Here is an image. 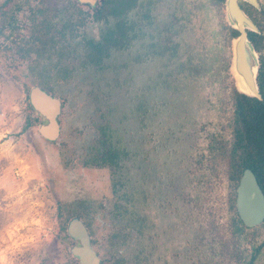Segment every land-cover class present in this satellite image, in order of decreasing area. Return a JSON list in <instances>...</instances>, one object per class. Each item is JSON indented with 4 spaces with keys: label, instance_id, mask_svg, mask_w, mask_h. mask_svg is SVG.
<instances>
[{
    "label": "rangeland",
    "instance_id": "374dc122",
    "mask_svg": "<svg viewBox=\"0 0 264 264\" xmlns=\"http://www.w3.org/2000/svg\"><path fill=\"white\" fill-rule=\"evenodd\" d=\"M155 1V24L177 22L173 38L181 43L180 59L191 61L173 79L179 90L164 93L158 114L140 123L134 113L142 98L138 90L161 70L159 62H141L144 43L137 41L103 67L80 69L67 77L72 84L57 88L65 106L62 136L55 144L40 137L37 124L24 129L29 117L32 121L29 91L37 80L16 47L30 35L28 13L46 9L55 23L72 15L77 22L84 18L80 38L98 39L101 26L92 10L75 0H28L20 6L15 0L0 11V264H76L68 250L74 241L66 238L68 211L93 225L105 264H115L118 254L126 256L123 264H246L264 242V227L234 234L227 203L234 185L227 157L214 148L232 142L237 88L233 41L221 36L223 10L210 0ZM14 12L17 29L12 32ZM123 64L128 69L119 71ZM160 96L146 94L148 106ZM107 125L136 156L129 162L134 172L115 181L108 169L83 163L86 148ZM160 176L173 185L165 202L150 196ZM115 182L132 198L120 201L127 211L121 226L137 229L134 213L148 218L144 241L132 238L119 251L109 238L108 220L91 207L96 201L107 206L119 201ZM234 242L243 256L237 261L227 254ZM142 251L137 262L135 255ZM256 264H264V253Z\"/></svg>",
    "mask_w": 264,
    "mask_h": 264
},
{
    "label": "flooded vegetation",
    "instance_id": "af4514ba",
    "mask_svg": "<svg viewBox=\"0 0 264 264\" xmlns=\"http://www.w3.org/2000/svg\"><path fill=\"white\" fill-rule=\"evenodd\" d=\"M210 1L218 8L217 10H223L224 19L221 26V36L225 40L234 41L241 35V31L236 29L230 22L228 15V0ZM236 1L240 10L251 20L255 27V29L246 28L245 31L249 42L258 55L259 70L257 80H259V74L262 66L264 65V0H254L253 2L249 0ZM75 2L80 6H88L92 10L91 17L101 26L100 36L98 39L89 38L87 36L80 38V25L82 24V21L84 22V18L81 22H77L75 16L72 15L63 18L59 23H55L53 18H51L50 15H47L48 10H43L42 8L39 10V8H37L36 11L35 9L30 11L27 16L30 35L23 37L21 42L16 46L17 52L27 58L26 62L28 63V71L32 73L33 76L35 75L37 79L35 80L34 78V86L40 87L47 94L60 101L61 107L60 114L58 116V137L55 140H49L38 131L40 137L45 142L50 144L57 143L62 136L61 117L65 106V98H63L62 94L57 91V88L60 86L63 87L61 83H64L65 85L72 84L74 81L67 80V77L71 78V75L79 72L80 69L87 71L101 68L115 53L125 54L129 48H131L133 43L142 41L144 43V53L141 62H159L158 65L161 70L158 76L150 80L145 87L143 86L138 90V93H140L142 98H140L137 105H135L134 113L137 118H139L140 123L145 125L147 120L152 116L157 115L160 108L165 105L163 101L164 93L169 94L170 90L174 92L179 90L178 84H174L173 79L176 75H179V71L182 68L186 69L187 67H190L187 65L191 64V61L188 59H180L181 43L175 41L173 38V35L176 32L177 22L168 19L162 21L163 23L161 24H155V17L152 14L153 5L156 2L155 0H128L129 6L126 7L125 11H118L119 9L114 11L115 2L113 0L110 2H108V0H101V2H99V0H75ZM15 3L20 6V4H27L28 0H24V2L16 0ZM77 13L87 16V14L83 13L82 10H79ZM13 17L14 20L10 23L11 29L13 28L11 30L12 32L17 29V26L15 25V12L13 13ZM120 26H124V29L119 30ZM2 32H4L3 29H0V34H2ZM233 49L234 47L232 48V51ZM135 61L138 62L137 59H135ZM133 62L134 61H131V63ZM123 68L128 69V64H123L122 66L120 65L118 70L121 71ZM190 71L192 72V70ZM116 78L117 80H115L114 83H120L119 78ZM236 90L240 93L237 88ZM174 92H172V94ZM149 93H158L161 95L157 100H153V104L151 106H148L147 99L145 98V95ZM258 100H262V98ZM30 107L31 106L29 104V108ZM30 114L32 117L31 122L33 124H37L39 127L42 124V118L34 113L32 107ZM98 134V138L86 148L85 156L87 159L83 161L84 166L88 168L94 167L97 169H108L111 172L114 181L117 178L120 180V177L122 178L125 175L130 176L129 174L131 172L133 173L134 169L130 168L131 164H129V162H131L133 158H136L130 148L117 142L115 130L110 125L101 126L98 129ZM217 146L218 145L215 147ZM158 179L161 180H157L159 182H157V185L154 190H152L150 196L152 198L156 197V200L159 202L168 201L170 196L169 192L172 190L173 185L171 186V183H168L169 180L167 179L169 178L160 176ZM240 180L236 187L234 207L237 216L235 214L231 215V217H238L240 220V222L236 223L238 229H235L234 222H231L235 235L242 234L244 230H254L259 227H264V222L258 226L247 227L241 220L236 207L237 188ZM119 185L120 182H115L114 184V192L117 194L119 201L115 202L113 205L110 203L108 206L103 201H96L95 203L92 202L91 206L92 209L96 211V215L101 212L104 220H108L111 225L109 238L113 243V248H117L118 251L119 246H130L132 238H136L137 240H141L143 242L145 239V227L148 222L147 216L141 213L144 215L145 221L140 230L136 224L137 229L133 228L128 230L125 228L129 232L112 237L113 231L117 230L116 224L119 225V228H124L121 226V219L125 216L124 214L120 220L118 217V220L113 218L114 216L111 212L114 209V205L116 206L119 204L122 209H124V204L120 201H122L123 198L125 201H130L132 199H130V195L127 191H124L123 194L120 192V189L118 188ZM230 209L231 208L228 204V210L232 213L233 209ZM124 212L126 213L127 211ZM138 214L139 213L133 214L134 220ZM74 219H80L83 221L89 231L91 243L100 259V264H105V261L101 258L99 249L96 247L97 240L94 238L95 230L93 225L87 223L83 217H74L69 221L68 226ZM67 228L66 236L67 238H70L67 234ZM235 238H233V240H235ZM234 243L232 254L230 253V250L227 254L230 256L229 258H233L237 261L243 256L238 248H236V246H238V242ZM263 253L264 242L255 247L253 253L247 259L246 264H256V261ZM141 255H143V251L138 252L135 255V260L137 262L140 261L139 256ZM125 259L126 256L124 254H118L115 264H123ZM74 261L78 264L75 259Z\"/></svg>",
    "mask_w": 264,
    "mask_h": 264
},
{
    "label": "water",
    "instance_id": "95a60500",
    "mask_svg": "<svg viewBox=\"0 0 264 264\" xmlns=\"http://www.w3.org/2000/svg\"><path fill=\"white\" fill-rule=\"evenodd\" d=\"M228 15L232 25L241 31V35L233 41L232 70L242 85V88L236 85L237 89L247 96L261 99L257 80L259 59L245 31L246 28L255 29V27L240 10L236 0H228ZM29 104L34 113L43 120L38 131L47 139L55 140L59 132L60 101L40 87L33 86L29 93ZM236 207L247 227L258 226L264 222V193L251 169H246L241 177L237 188ZM67 234L74 241V245L69 247V253L78 264H100L89 231L82 220H72L67 228Z\"/></svg>",
    "mask_w": 264,
    "mask_h": 264
},
{
    "label": "trees",
    "instance_id": "16d2710c",
    "mask_svg": "<svg viewBox=\"0 0 264 264\" xmlns=\"http://www.w3.org/2000/svg\"><path fill=\"white\" fill-rule=\"evenodd\" d=\"M112 0H108L110 2ZM115 2V9L118 11H125L126 7L129 6L128 0H113ZM221 1V0H220ZM14 0H6L1 6L0 11L3 12L7 9ZM5 14V13H4ZM119 30H123L124 26H120ZM259 87L260 93L262 95V100L256 98L247 97L243 94L234 90L233 101H234V118H233V139L231 143H225L224 146L221 145L222 142L218 144L215 149L221 151L223 155L227 157L228 169H229V179L234 185L233 194L230 192L229 197V207L233 209L232 214L237 216L234 209L235 207V197H236V187L246 168H250L256 174L259 184L264 191V65L261 68L259 74ZM31 110V107L29 108ZM31 118L27 121L24 129L32 126ZM125 197V196H123ZM230 209V210H231ZM69 215L66 220L69 222L74 217H83L81 213L72 214L68 211ZM119 220L123 217L125 212L122 207L117 204L114 205V209L111 212ZM118 220V219H117ZM145 221V217L142 214H138L135 223L140 230ZM235 229H238L236 223L240 222L238 217H232ZM117 230H114L112 237L119 236L120 234H125L127 231L125 228H119L116 224ZM140 234V233H139ZM67 238V236H66Z\"/></svg>",
    "mask_w": 264,
    "mask_h": 264
},
{
    "label": "bare ground",
    "instance_id": "6f19581e",
    "mask_svg": "<svg viewBox=\"0 0 264 264\" xmlns=\"http://www.w3.org/2000/svg\"><path fill=\"white\" fill-rule=\"evenodd\" d=\"M236 78H237V86L239 87V88H242V85H241V83H240V79L236 76Z\"/></svg>",
    "mask_w": 264,
    "mask_h": 264
}]
</instances>
